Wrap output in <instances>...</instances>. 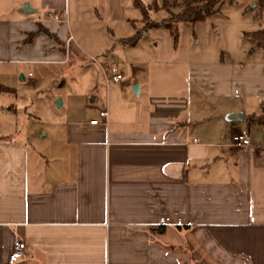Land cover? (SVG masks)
I'll list each match as a JSON object with an SVG mask.
<instances>
[{"label": "crops", "instance_id": "crops-1", "mask_svg": "<svg viewBox=\"0 0 264 264\" xmlns=\"http://www.w3.org/2000/svg\"><path fill=\"white\" fill-rule=\"evenodd\" d=\"M65 3L0 0V90L64 61L51 17ZM246 42L187 60L178 83L136 82L139 98L112 108L106 97L104 119L70 114L34 149L0 132V264H264V53ZM237 131L247 150L230 146ZM14 241L25 253L9 262Z\"/></svg>", "mask_w": 264, "mask_h": 264}, {"label": "rangeland", "instance_id": "rangeland-1", "mask_svg": "<svg viewBox=\"0 0 264 264\" xmlns=\"http://www.w3.org/2000/svg\"><path fill=\"white\" fill-rule=\"evenodd\" d=\"M137 1L139 8L131 0H66L62 11H55L57 27L69 36L61 46L64 61L34 63L6 78V89L0 90V132L32 141L34 149L50 136L58 137L70 114H80L84 107L95 113L104 110L106 97L109 108L123 98H139L132 87L144 79L178 83L187 60L197 55L210 60L235 57L247 46L242 33L264 30V5L256 0H221L216 12L194 24L169 20L168 12L149 8L152 3L159 8L161 0ZM166 24L174 29L175 39ZM248 55L257 58L261 51ZM107 65L120 74L122 91L119 83L103 84L101 71Z\"/></svg>", "mask_w": 264, "mask_h": 264}, {"label": "trees", "instance_id": "trees-1", "mask_svg": "<svg viewBox=\"0 0 264 264\" xmlns=\"http://www.w3.org/2000/svg\"><path fill=\"white\" fill-rule=\"evenodd\" d=\"M133 6L139 8L137 0H131ZM221 0H172L168 5L166 0H161L159 8L153 3L149 8L153 10L162 9L169 13V20L187 22L194 24L203 21L211 14L217 11V7ZM257 5H264V0H256ZM175 8V14L170 12V9ZM147 27H159L158 24H147ZM166 29H171L169 24L164 26ZM170 35L175 39L174 29H171ZM242 38L249 41L255 47L259 48L264 53V30H258L249 33H243Z\"/></svg>", "mask_w": 264, "mask_h": 264}, {"label": "built area", "instance_id": "built-area-1", "mask_svg": "<svg viewBox=\"0 0 264 264\" xmlns=\"http://www.w3.org/2000/svg\"><path fill=\"white\" fill-rule=\"evenodd\" d=\"M55 17H56L55 15H52L51 18L55 20ZM105 69H106L105 71L104 70L101 71L103 84L105 86H107L108 84L120 83L121 76L119 73L116 72L114 65H107ZM96 115L98 119H104L106 116V111L100 110L97 112ZM88 123L95 124L96 120H89ZM229 144L231 147L237 150H247L249 147V141L244 131H237L232 133L229 136ZM24 253H25L24 244L19 241H14L11 246V251L7 256V260L9 262H14L16 260H19L23 257Z\"/></svg>", "mask_w": 264, "mask_h": 264}, {"label": "water", "instance_id": "water-1", "mask_svg": "<svg viewBox=\"0 0 264 264\" xmlns=\"http://www.w3.org/2000/svg\"><path fill=\"white\" fill-rule=\"evenodd\" d=\"M19 79L21 80V77H19ZM134 92H135V89H132ZM55 105L56 106H58L59 105V101L57 100L56 102H55ZM228 119H230V120H233V119H235L234 118V116L233 115H231V116H229V118Z\"/></svg>", "mask_w": 264, "mask_h": 264}]
</instances>
